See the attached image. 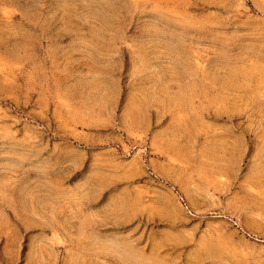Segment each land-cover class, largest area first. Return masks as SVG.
Masks as SVG:
<instances>
[{
	"label": "rangeland",
	"instance_id": "rangeland-1",
	"mask_svg": "<svg viewBox=\"0 0 264 264\" xmlns=\"http://www.w3.org/2000/svg\"><path fill=\"white\" fill-rule=\"evenodd\" d=\"M0 264H264V0H0Z\"/></svg>",
	"mask_w": 264,
	"mask_h": 264
},
{
	"label": "crops",
	"instance_id": "crops-1",
	"mask_svg": "<svg viewBox=\"0 0 264 264\" xmlns=\"http://www.w3.org/2000/svg\"><path fill=\"white\" fill-rule=\"evenodd\" d=\"M164 142V136L163 135H156L152 140V151L153 154H155L157 157L159 156H166L170 160L167 162V164H164L162 162H154L152 165V170H154V173L157 174L159 177L167 178L170 177L172 174V170H174L175 163L174 161L177 160L176 158V152H175V146L174 144H165ZM146 168L148 169L149 165L146 164ZM173 166V167H168ZM143 169V168H142ZM173 179V178H172Z\"/></svg>",
	"mask_w": 264,
	"mask_h": 264
}]
</instances>
